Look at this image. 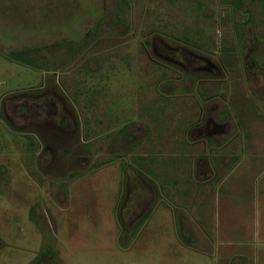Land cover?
I'll list each match as a JSON object with an SVG mask.
<instances>
[{
    "label": "rangeland",
    "instance_id": "1",
    "mask_svg": "<svg viewBox=\"0 0 264 264\" xmlns=\"http://www.w3.org/2000/svg\"><path fill=\"white\" fill-rule=\"evenodd\" d=\"M231 1L0 0V264H264V89L231 53L264 12Z\"/></svg>",
    "mask_w": 264,
    "mask_h": 264
},
{
    "label": "flooded vegetation",
    "instance_id": "2",
    "mask_svg": "<svg viewBox=\"0 0 264 264\" xmlns=\"http://www.w3.org/2000/svg\"><path fill=\"white\" fill-rule=\"evenodd\" d=\"M243 1L239 2L238 7L243 4ZM255 2L259 9L264 12V0H255ZM232 11L234 10L232 9ZM241 16L240 20L233 22V34L235 35L236 45L231 47V53H237L242 57L245 71L248 70L257 81L262 82L263 84H260L264 89V50L261 47V44H264V32L259 35L251 30L250 26L254 25V21L249 11H245ZM231 53L228 52L230 55ZM194 62L200 67L201 63L198 59H195ZM211 68L213 71V69H217V66L212 64ZM218 72L220 71L218 70Z\"/></svg>",
    "mask_w": 264,
    "mask_h": 264
},
{
    "label": "trees",
    "instance_id": "3",
    "mask_svg": "<svg viewBox=\"0 0 264 264\" xmlns=\"http://www.w3.org/2000/svg\"><path fill=\"white\" fill-rule=\"evenodd\" d=\"M240 1L241 0H232L231 1L232 9L234 11H237L239 9L238 4ZM36 50H37V48H31L28 50H20V51L12 52L9 54H3L2 56L5 59H9V60L15 61L17 63L25 64V65L30 66V67H35L36 61L32 56H30V54L35 53ZM51 251H52L51 247L48 245L46 248V252L51 253Z\"/></svg>",
    "mask_w": 264,
    "mask_h": 264
}]
</instances>
